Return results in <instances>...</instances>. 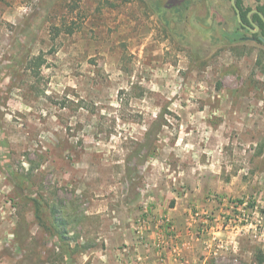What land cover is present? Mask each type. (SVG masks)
<instances>
[{
  "label": "rangeland",
  "instance_id": "1",
  "mask_svg": "<svg viewBox=\"0 0 264 264\" xmlns=\"http://www.w3.org/2000/svg\"><path fill=\"white\" fill-rule=\"evenodd\" d=\"M230 5L0 0V264H50L58 253L30 199L45 219L52 205L67 215L71 245L86 247L76 264L119 230L135 237L136 255L137 245L182 244L172 208L186 210L187 241L207 263L258 264L264 46L227 33L238 28ZM40 53V71H26ZM13 173L27 177L24 191Z\"/></svg>",
  "mask_w": 264,
  "mask_h": 264
},
{
  "label": "trees",
  "instance_id": "2",
  "mask_svg": "<svg viewBox=\"0 0 264 264\" xmlns=\"http://www.w3.org/2000/svg\"><path fill=\"white\" fill-rule=\"evenodd\" d=\"M256 3L255 8L247 7L244 8L242 5V0H235L236 6L238 7L240 11V17L241 20L244 23H248V20L246 19V15L252 10L255 9L257 12L261 13L264 17V0H254ZM230 10L236 17V13L233 9V7L230 5ZM252 20L258 25L260 30L261 37L264 38V22L262 21L261 17L258 13L252 14ZM239 27V24H238ZM240 28V27H239ZM57 33H59V29L56 28ZM67 33L71 34L73 30L68 29L66 30ZM230 33L232 37H236L239 33L238 28H231L230 26L227 27V33ZM56 33V34H57ZM227 33L223 32V40L226 41L227 38H225ZM226 35V36H225ZM257 41L264 46V41L257 38ZM46 63V60L44 58L43 53H40L38 55H28L26 57L25 61V70L26 71H33V72H39L41 67ZM157 126L154 128L156 131ZM9 176L14 180L15 186L20 191H24L27 183V177L24 175L13 173L12 175L9 174ZM29 200V199H28ZM32 201V204L34 206V216L36 218L37 224L42 229V231L51 236L52 238L57 240V246H58V253L56 256H49V263L50 264H76V254L80 253L85 249L84 244H78V242H75L74 245H71L70 240H75L74 238L69 237V231L67 230V225L69 224L67 215L61 211L57 206L52 205L50 206V220L45 219L42 214L45 212V204L40 199H30ZM54 254V251L52 252ZM55 255V254H54ZM258 264L264 263V256H257Z\"/></svg>",
  "mask_w": 264,
  "mask_h": 264
},
{
  "label": "crops",
  "instance_id": "3",
  "mask_svg": "<svg viewBox=\"0 0 264 264\" xmlns=\"http://www.w3.org/2000/svg\"><path fill=\"white\" fill-rule=\"evenodd\" d=\"M186 210L169 209L167 213L175 222L177 229H181L182 244L169 243L166 248H162L159 251H153V248L143 249L140 245L138 247L137 255L134 253L136 250V244H133L135 237L132 235H126L123 231L113 233V238L107 239L106 243L109 246L104 252H95L96 256L91 259L90 264H209L207 263V257L209 252L204 249V246L199 242H189L188 237L185 235V229H183V220ZM221 233V231H220ZM116 234V236H115ZM158 233H151V237H155ZM109 241V242H108ZM123 244L130 245L122 247ZM134 245V246H133ZM134 247V249H133ZM129 258H126V255ZM160 254V257H158Z\"/></svg>",
  "mask_w": 264,
  "mask_h": 264
},
{
  "label": "flooded vegetation",
  "instance_id": "4",
  "mask_svg": "<svg viewBox=\"0 0 264 264\" xmlns=\"http://www.w3.org/2000/svg\"><path fill=\"white\" fill-rule=\"evenodd\" d=\"M253 10H255V9H252L251 11H253ZM250 11V12H251ZM249 12V13H250ZM248 13V14H249ZM248 14L246 15V19L248 20V23L249 24H247V23H244L243 21H242V24L241 23H239L238 21V24H239V27H238V29H239V31H246V32H248L249 34H250V37H239V41L240 40H243V41H255V40H257V38H259L260 40H262V41H264V38H262L261 37V35H260V30L258 29V31H256V32H252V31H254V27L252 26V24L250 23V21H249V18H248ZM252 14H254V13H252ZM252 14L250 15V18L252 17ZM236 19H237V17H236ZM251 20H252V18H251ZM252 22L254 23V24H256L253 20H252ZM257 25V24H256ZM258 26V25H257Z\"/></svg>",
  "mask_w": 264,
  "mask_h": 264
},
{
  "label": "water",
  "instance_id": "5",
  "mask_svg": "<svg viewBox=\"0 0 264 264\" xmlns=\"http://www.w3.org/2000/svg\"><path fill=\"white\" fill-rule=\"evenodd\" d=\"M230 3H231V6L233 7V9H234V11L236 13L237 21L242 24V20H241V17H240V11H239L238 7L236 6L235 0H230ZM252 13H258L263 22H264V17H263V15L261 13L257 12L256 10H253V11H251L248 14L249 21L252 24V26L254 27V31H252V32H256V31H258L259 27L252 22V20L250 18V15Z\"/></svg>",
  "mask_w": 264,
  "mask_h": 264
}]
</instances>
